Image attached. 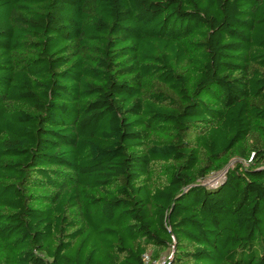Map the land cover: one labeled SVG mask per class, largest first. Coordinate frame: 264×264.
I'll return each instance as SVG.
<instances>
[{
	"label": "trees",
	"instance_id": "16d2710c",
	"mask_svg": "<svg viewBox=\"0 0 264 264\" xmlns=\"http://www.w3.org/2000/svg\"><path fill=\"white\" fill-rule=\"evenodd\" d=\"M147 245L264 264V0H0V264Z\"/></svg>",
	"mask_w": 264,
	"mask_h": 264
},
{
	"label": "rangeland",
	"instance_id": "374dc122",
	"mask_svg": "<svg viewBox=\"0 0 264 264\" xmlns=\"http://www.w3.org/2000/svg\"><path fill=\"white\" fill-rule=\"evenodd\" d=\"M235 162H236L235 159L229 160L227 164L220 171L210 174L207 178L201 181V184L208 186L217 185V183H220L223 180L227 169L233 167Z\"/></svg>",
	"mask_w": 264,
	"mask_h": 264
},
{
	"label": "built area",
	"instance_id": "2783aa9c",
	"mask_svg": "<svg viewBox=\"0 0 264 264\" xmlns=\"http://www.w3.org/2000/svg\"><path fill=\"white\" fill-rule=\"evenodd\" d=\"M172 258V249H170L169 253L160 256L156 260H153L149 254H145V264H168V261Z\"/></svg>",
	"mask_w": 264,
	"mask_h": 264
},
{
	"label": "crops",
	"instance_id": "0c3cea01",
	"mask_svg": "<svg viewBox=\"0 0 264 264\" xmlns=\"http://www.w3.org/2000/svg\"><path fill=\"white\" fill-rule=\"evenodd\" d=\"M159 252V256L157 258H159L162 255H165L167 253H169V249L167 250H162L158 247H154L152 245H147L146 246V253L150 255V257H154L156 255V253ZM157 258H152L153 260H156Z\"/></svg>",
	"mask_w": 264,
	"mask_h": 264
}]
</instances>
